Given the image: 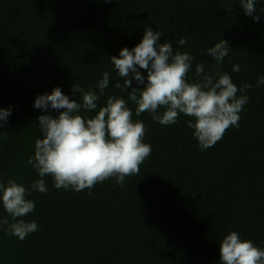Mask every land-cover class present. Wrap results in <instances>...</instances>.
I'll list each match as a JSON object with an SVG mask.
<instances>
[{
  "label": "trees",
  "instance_id": "16d2710c",
  "mask_svg": "<svg viewBox=\"0 0 264 264\" xmlns=\"http://www.w3.org/2000/svg\"><path fill=\"white\" fill-rule=\"evenodd\" d=\"M256 9L259 21L236 0H0V108L11 110L0 127V180L30 189L41 178L27 163L43 136L37 118L58 112L34 108L36 97L59 86L82 101L72 85L99 95L105 71L109 86L97 110L81 114L90 118L109 96L123 97L152 146L123 186L112 177L75 192L56 189L45 176L47 191L31 192L35 209L23 217L38 231L20 240L0 228V264H220V240L230 231L264 248V84H257L264 76V0ZM148 27L174 52L193 55L189 82L199 80L195 65L202 63L214 79L228 72L238 88L253 85L239 127L213 147L200 150L184 114L169 126L148 112L136 117L130 89L115 87L123 79L110 57L132 49ZM181 37L187 44L179 45ZM220 39L230 49L217 64L207 50ZM0 218L11 219L2 202Z\"/></svg>",
  "mask_w": 264,
  "mask_h": 264
},
{
  "label": "clouds",
  "instance_id": "9594fccd",
  "mask_svg": "<svg viewBox=\"0 0 264 264\" xmlns=\"http://www.w3.org/2000/svg\"><path fill=\"white\" fill-rule=\"evenodd\" d=\"M256 2L236 0L243 6L245 15L259 21L261 15L257 13ZM161 36L160 31L148 27L132 49L124 47L119 56L110 57L117 76L123 79V85L117 82L115 87L130 89L128 100L136 105V117L148 112L164 126L175 124L180 114L191 117L187 127L194 130L200 150L205 151L220 141L230 127H239L240 113L249 102L247 91L253 85L245 82L238 88L228 72L218 73L214 79L202 63L195 65L199 80L189 82L193 55L174 52L170 42H160ZM178 43L187 44V38L181 37ZM229 49V42L220 39L207 52L217 64H222ZM139 69L146 71V78ZM232 70L239 72L240 66L235 64ZM133 80L143 87H133ZM257 84H264V76L257 77ZM108 86L109 72L105 71L97 84L99 95L95 90L85 92L72 85V92L80 93L82 101L70 99L59 86L36 97L34 108L45 113L49 108L55 109L58 115L42 114L37 118L43 136L35 141L34 155L27 163L41 178L33 181L30 189L14 178L6 183L0 180V202L11 218H0V228L8 234L24 240L38 231L35 221L26 222L23 217L35 209V201L27 198L31 192L47 191L45 176L54 179L56 189L80 192L112 177L123 186L125 177L140 172V165L151 155L152 146L144 142L143 121L133 120V110L123 97L109 96L106 105L90 118L81 114L82 110L89 113L97 110L99 96ZM238 92L241 94L237 95ZM160 108L165 109L162 114L158 112ZM10 115V109L0 108V127ZM220 264H264V248L230 231L220 240Z\"/></svg>",
  "mask_w": 264,
  "mask_h": 264
}]
</instances>
